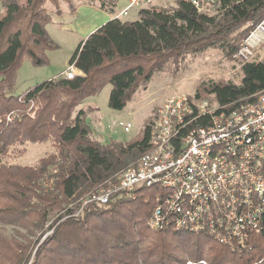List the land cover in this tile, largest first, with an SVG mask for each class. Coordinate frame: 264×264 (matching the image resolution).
<instances>
[{
	"label": "trees",
	"instance_id": "obj_1",
	"mask_svg": "<svg viewBox=\"0 0 264 264\" xmlns=\"http://www.w3.org/2000/svg\"><path fill=\"white\" fill-rule=\"evenodd\" d=\"M65 1L2 0L0 264H264V213L242 244L235 239L223 244L207 232L150 229L155 200L144 189L116 193L103 204L89 201L78 212L83 199L110 186L120 169L149 150L154 120L130 142L102 144L91 138L84 112L74 116L81 101L107 83L108 107L123 109L171 59L208 48L231 58L247 32L246 23L257 22L264 13V0H218L205 11L174 0L172 7L138 9L133 21L111 18L75 47L68 61L77 70L72 79L62 77V71L19 95L9 94L23 58L43 66L46 51L58 48L45 26ZM83 3L115 13L114 0ZM240 70L239 83L203 80L194 97L212 96L220 106L217 112L254 101L264 91V58L249 60ZM27 143H50L56 154L34 166L9 163L24 153ZM47 230L51 232L43 238Z\"/></svg>",
	"mask_w": 264,
	"mask_h": 264
},
{
	"label": "built area",
	"instance_id": "obj_2",
	"mask_svg": "<svg viewBox=\"0 0 264 264\" xmlns=\"http://www.w3.org/2000/svg\"><path fill=\"white\" fill-rule=\"evenodd\" d=\"M198 11L218 0H184ZM152 0H128L112 14L126 16ZM247 32L231 58L240 65L264 58V13L246 23ZM73 66L62 72L72 79ZM216 101L176 94L158 107L150 128V148L137 167L125 168L116 184L90 195L103 204L116 193L135 194L156 187L150 229L175 228L189 233L207 232L221 243L242 244L259 225L264 213V91L252 102L219 111ZM208 120L199 123L200 118ZM13 114L6 117L13 120ZM1 163V162H0Z\"/></svg>",
	"mask_w": 264,
	"mask_h": 264
},
{
	"label": "rangeland",
	"instance_id": "obj_3",
	"mask_svg": "<svg viewBox=\"0 0 264 264\" xmlns=\"http://www.w3.org/2000/svg\"><path fill=\"white\" fill-rule=\"evenodd\" d=\"M114 2L115 13L123 10L128 4V0H114ZM64 3L72 4L73 10L82 6L80 7V19H84L82 13L85 7L83 0H66ZM153 5L172 7L175 6V3L174 0H152L147 7ZM138 9L140 8H133L121 20H136ZM3 12L4 8L2 0H0V15ZM73 15L67 12L51 14L52 19L46 24L45 29L58 45V48L46 51L47 64L43 66H34L28 58H23L17 69L15 84L9 94L19 95L27 88L52 79L68 69V61L75 47L84 39L78 31L72 28L73 26L77 27L74 24L77 17ZM241 77L242 73L238 62L232 58H227L219 48H208L199 53H189L182 58L169 60L160 70L152 73L145 86L138 87L123 109L113 110L108 107V95L111 86L107 83L99 93L90 95L82 100L77 106L74 116L79 110L84 112L86 119L91 125L92 139L102 144L107 142L125 144L135 138L149 122L155 119L156 110L167 97L176 94L193 96L196 87L203 80H229L239 83ZM208 100L213 102L214 98L210 96ZM24 150L21 156H13L7 161L9 163L34 166L38 164L39 159L47 157L49 154H56L50 143H27L24 145ZM140 158L136 162L120 169L117 175L125 168L137 167ZM49 182L51 183V180ZM114 183L111 185L113 186ZM145 190L152 193L156 191V187ZM139 192L141 190L137 194H140ZM111 196H108V200ZM108 200L103 203H107ZM89 201V198L83 199L80 202V207L76 210L79 212ZM50 232L51 230H47L43 238ZM8 233H12L11 228H8Z\"/></svg>",
	"mask_w": 264,
	"mask_h": 264
},
{
	"label": "crops",
	"instance_id": "obj_4",
	"mask_svg": "<svg viewBox=\"0 0 264 264\" xmlns=\"http://www.w3.org/2000/svg\"><path fill=\"white\" fill-rule=\"evenodd\" d=\"M84 6L85 7L82 10L84 19H80V7L82 6L77 7L76 10H73V8L70 9L64 2L60 5L61 12L72 13L74 14L73 16L77 17L74 23L77 25V27L75 28L73 26L72 28L78 31L82 35V38L85 39L91 32L113 17L112 14L99 9L96 6L86 3H84Z\"/></svg>",
	"mask_w": 264,
	"mask_h": 264
}]
</instances>
